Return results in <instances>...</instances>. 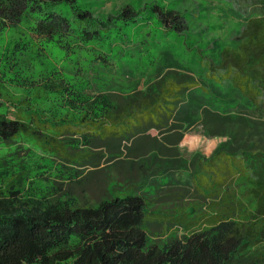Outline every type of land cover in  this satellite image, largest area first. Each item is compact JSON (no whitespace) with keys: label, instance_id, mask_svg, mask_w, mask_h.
Masks as SVG:
<instances>
[{"label":"trees","instance_id":"obj_1","mask_svg":"<svg viewBox=\"0 0 264 264\" xmlns=\"http://www.w3.org/2000/svg\"><path fill=\"white\" fill-rule=\"evenodd\" d=\"M246 1L256 16L206 65L202 81L172 71L125 97L72 92V119L30 104L42 96L0 98V144L34 142L59 158L66 179L45 194L26 182V170L9 174V163L0 164V264H264V0ZM60 3L72 7L70 0H0V32L31 18L38 37L89 43L115 23L135 24L141 12L126 4L103 22L80 9L66 18L55 10ZM151 10L165 32H184L180 14ZM206 95L223 110L204 104ZM200 125L225 142L208 158L186 159L178 144ZM111 168L124 185L114 195ZM90 185L105 187L109 198L93 206L68 198ZM149 187L152 201L169 199L172 210L149 209ZM151 229L176 233L150 242Z\"/></svg>","mask_w":264,"mask_h":264},{"label":"rangeland","instance_id":"obj_2","mask_svg":"<svg viewBox=\"0 0 264 264\" xmlns=\"http://www.w3.org/2000/svg\"><path fill=\"white\" fill-rule=\"evenodd\" d=\"M70 4L71 8L69 4L60 3L55 10L66 18L73 16L72 9L86 10L102 22L107 15L115 16L126 4L141 12L135 24L115 23L107 37L89 43L77 37L60 42L38 37L33 33L31 18L15 28L2 30L0 98L16 101L42 96L41 100H32L30 104L40 103L38 106L55 119H72L77 114L72 108V92L76 97L87 99H91L92 94L119 93L125 97L172 71L201 79L207 72L206 65L217 62L223 49L234 47L246 20L256 16V8L246 0H70ZM151 4L180 14L184 32L179 35L165 32ZM203 101L212 109L223 110L214 107L215 103L207 95ZM260 122L264 123V118ZM204 127H195L182 137L178 148L184 158L189 159L194 154L208 158L225 142L222 137H208ZM148 135L157 134L150 131ZM4 162L9 163V174L26 170V182L39 186L45 194L56 182H62L61 188L66 185V179L60 175L64 167L59 158L43 152L32 141L18 139L7 145L0 144V164ZM108 176L112 184L117 185V189L110 190L112 195L119 193L118 186H124L119 184L121 174L111 168ZM149 188L144 195L149 209L172 210L169 199L152 201L156 193ZM104 189L90 185L67 196L77 203L87 202L93 206L109 198V190ZM204 205L207 203L201 204L199 210H204ZM156 230H150V242L165 241L176 233L172 230L163 236Z\"/></svg>","mask_w":264,"mask_h":264}]
</instances>
